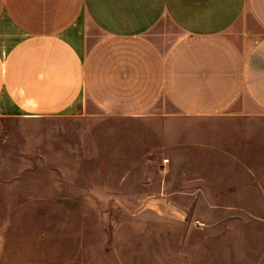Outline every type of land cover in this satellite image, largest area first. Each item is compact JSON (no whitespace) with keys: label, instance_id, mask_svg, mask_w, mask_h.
<instances>
[{"label":"rangeland","instance_id":"rangeland-1","mask_svg":"<svg viewBox=\"0 0 264 264\" xmlns=\"http://www.w3.org/2000/svg\"><path fill=\"white\" fill-rule=\"evenodd\" d=\"M162 109L0 121V264H264V115Z\"/></svg>","mask_w":264,"mask_h":264},{"label":"crops","instance_id":"crops-1","mask_svg":"<svg viewBox=\"0 0 264 264\" xmlns=\"http://www.w3.org/2000/svg\"><path fill=\"white\" fill-rule=\"evenodd\" d=\"M167 104L264 115V0H0V121Z\"/></svg>","mask_w":264,"mask_h":264},{"label":"built area","instance_id":"built-area-1","mask_svg":"<svg viewBox=\"0 0 264 264\" xmlns=\"http://www.w3.org/2000/svg\"><path fill=\"white\" fill-rule=\"evenodd\" d=\"M166 162H168V159L166 160Z\"/></svg>","mask_w":264,"mask_h":264}]
</instances>
